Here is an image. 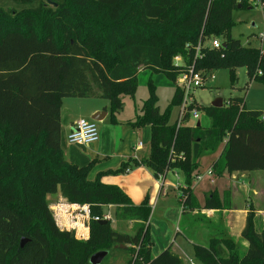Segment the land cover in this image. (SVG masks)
<instances>
[{"label":"trees","instance_id":"trees-1","mask_svg":"<svg viewBox=\"0 0 264 264\" xmlns=\"http://www.w3.org/2000/svg\"><path fill=\"white\" fill-rule=\"evenodd\" d=\"M95 4L94 19L82 12ZM264 0H0V264H90L99 251L124 255L123 264H185L172 245L151 255V208L134 205L117 186L91 180L93 162L78 166L61 148L63 99L100 98L109 102V121L119 124L123 97H135L140 71L161 74L172 83L194 69L203 74L244 67L250 82L264 85V51L232 36L233 12ZM16 7L7 10L5 4ZM241 6V8H238ZM220 38L219 49L205 45ZM202 45L196 56V47ZM205 45V46H203ZM182 63L173 64L175 57ZM140 114L127 123L149 127L150 154L142 161L156 178L184 175L179 187L183 215L200 208L192 187L200 176V159L221 147L212 164L215 177L234 172H264V113L249 110L245 99L221 108H200L209 128L190 122L188 109L179 127L173 110L182 104L176 87L164 112L152 78ZM197 107H199L197 105ZM107 110V108H105ZM123 164L121 173H127ZM69 204L89 205L92 216L114 207V218L135 222L133 233L91 221L89 238L78 240L61 230L49 196ZM231 192L204 195L203 209H231ZM28 240L20 248L21 240ZM240 251L232 238L212 236L207 246L193 245L197 264H264V230L248 214Z\"/></svg>","mask_w":264,"mask_h":264},{"label":"rangeland","instance_id":"rangeland-1","mask_svg":"<svg viewBox=\"0 0 264 264\" xmlns=\"http://www.w3.org/2000/svg\"><path fill=\"white\" fill-rule=\"evenodd\" d=\"M47 0H43L45 2ZM15 4L8 2L5 4L7 10L13 9ZM95 4L91 1H88L85 8L82 9V12L89 16L90 19H94L93 12H95ZM233 30L232 36L235 39L241 40V42L246 45L250 44L252 47H259V43L256 39V36L260 31L264 29V9L262 5L257 2H251V9H237L233 12ZM220 39V38H218ZM206 45L209 44V41L205 42ZM182 63L181 57H175L173 64L179 65ZM152 78L155 88L156 95L158 96V106L161 112H164L165 109L170 104L172 97L174 95L175 88L179 86L181 75H178L173 83L167 79L166 76L161 74H153L149 70L140 71L138 76V88L135 94V97H123L124 108L119 114H116V119L120 124L113 125L110 123L109 119L102 122H97L98 130L100 137L103 143L108 144L107 155L108 157L97 156V152L90 154L91 158L85 165L93 162V168L99 164L100 161H115L116 158L121 157L123 162H119L117 165H113L111 169L105 170L100 178V181L106 185H116L118 183L126 181L131 182L132 179H123L121 169L123 164L128 165V170L130 173L135 172V166L132 162L135 160L133 154H137L139 159H143L145 156H148L150 153V129L149 127H144L137 130H131L132 132H127L128 120H131L136 117L137 114H140L141 107L149 97L148 81ZM191 96L193 97L196 104L199 106L196 110H199L198 122H200L202 128H209L210 119L205 113H201L200 108L211 106L214 102L221 99L223 100V105L225 102H230L236 98L245 99L246 107L249 110L261 111L264 113V85L257 82H250L247 77V72L244 67H239L234 70V75L230 72L229 69H219L209 71L204 84L200 87L194 88L191 91ZM65 113H71L75 115V118L84 117L91 119L89 112L87 110L90 107V104L101 105V107H109V102L104 99L90 98V99H78V98H68L65 99ZM180 108H175L172 113L171 122L174 123L179 114ZM264 119V117H263ZM134 120V119H133ZM264 122V121H263ZM193 123V122H192ZM197 121L195 122V124ZM132 133V134H131ZM139 141L144 143L143 150L137 152L135 150V144ZM76 146V145H74ZM80 147V146H79ZM79 147H76V150L82 151ZM86 147V146H81ZM221 147L214 152H206L200 159V164L204 166V163L208 160H211V155L215 152H220ZM105 151V152H106ZM104 153V152H100ZM129 153H131L132 158L128 159ZM216 154V153H215ZM214 154V155H215ZM127 157V158H126ZM219 157V156H218ZM83 164H78L81 166ZM248 179L240 177H235V183L240 182L241 190L238 191V199L242 202L243 194L246 195L247 189L251 192V199L246 197V200L252 201L257 200L260 206H264V172H257L253 175H250ZM98 176L95 174L92 180H96ZM154 182L158 184L157 191L150 194L141 193L138 189L131 188L132 191L127 195L130 197L134 205H140L145 200L148 201V205L151 208L150 218L148 223L150 225V236L152 240L151 255L154 257L157 256L161 251L168 248L173 243V249L178 251V248L184 252V263L190 264L189 260H193V243L204 244L206 238V225L209 224V221L204 218H193L194 213L188 214L183 217V223L180 225V220L182 217V205L178 196V187L184 185V175L181 172H170L165 179V187L161 191L162 182L158 178L153 179ZM232 180V179H231ZM105 181V182H103ZM146 182L144 180H136L134 185H143ZM244 184V185H243ZM196 185L194 182L193 186ZM203 186H207L205 182L200 185V189ZM239 186V185H235ZM198 187V186H197ZM196 187L198 193L197 198L201 199V191ZM216 187L220 195H223L228 187V179H216ZM253 191L256 192L254 197ZM166 192V193H165ZM249 192V194H250ZM234 193V192H233ZM200 201V200H199ZM50 202V210L54 213L56 206L64 204V200H59V198L52 199ZM200 209V208H199ZM198 210V209H197ZM194 210L192 212L200 213V211ZM252 213V208L249 207ZM104 214H110L111 221L110 225L113 229L123 232V233H133L135 227L134 223L124 220H116L114 218V208L105 207L103 209ZM247 214V217H248ZM246 217V220H247ZM55 218V215H54ZM253 220L255 222V227L258 231L264 229V221L262 219L255 220L253 214ZM56 221V220H55ZM79 223V222H78ZM57 224V222H56ZM246 224V221H245ZM209 226V225H208ZM59 227V226H58ZM245 227V225H244ZM60 228V227H59ZM68 228L71 229L70 226ZM180 228V229H179ZM61 229V228H60ZM65 230V229H61ZM67 231V230H66ZM74 232V231H73ZM179 232V233H178ZM75 233V232H74ZM76 235V233H75ZM242 235V234H241ZM216 236V235H214ZM222 237L232 238L238 245L239 250L242 252L245 249V242L240 239H235L231 236L221 234ZM76 237V236H75ZM245 244V245H244ZM124 255L120 252L113 253L111 256H107L102 264H123ZM194 261V260H193ZM195 262V261H194ZM195 264H197L195 262Z\"/></svg>","mask_w":264,"mask_h":264},{"label":"crops","instance_id":"crops-1","mask_svg":"<svg viewBox=\"0 0 264 264\" xmlns=\"http://www.w3.org/2000/svg\"><path fill=\"white\" fill-rule=\"evenodd\" d=\"M97 99H100V98H97ZM65 105H66V102H65V99H63L62 105H61V148L63 150L65 158L68 161H70L76 165L83 164L81 166H86L85 164L88 162V160H90L89 159V157L91 158L90 154H93V152H97V154H96L97 156L104 155L105 157H108L107 151H106L108 149V144L103 143L102 142L103 138L101 139V137L97 143L92 144L90 146H86V147L74 146V145H71L68 143L67 136L69 135L73 126L75 125V123L79 119L84 118V117L75 118L74 114L73 115L71 113L66 114L65 108H64ZM105 108H107V107L105 106L102 108L101 105H96V104L91 105L90 104V107L87 110V112H89L88 114L91 118V116L94 115L96 112L106 111L107 117L104 120H107V119H109V111H108V109L105 110ZM128 121H130V120H128ZM131 130L132 129H128L127 132H132ZM139 142L142 143V146L140 148H137V145ZM139 142L135 144V150L137 152L143 150V148H144V143L142 141H139ZM76 147H79L82 151L79 152V150L75 149ZM100 152H104V153H100ZM215 153H213V155H211L212 156L211 160H208L207 162H205L204 166L201 165V169H200V173H199L201 176V179L196 180L195 181L196 185L192 187L193 196L196 198V200L198 201L199 206H200V209H198L197 211H200V213L189 212V213H186L185 215H183V212H182V217L180 220V225H181L183 223V217L187 216L188 214L194 213L193 218H197V219L204 218V219L209 221V224H207L206 228H205V230H206V232H205L206 233V236H205L206 240L204 241L205 243L204 244L196 243V245L207 246L208 242L212 236L221 235V234L231 236L235 239H239V238L241 239V234H242V231L244 229L247 214H248V212H251V210H249V207L252 208V213L254 214L255 220L262 219V221H264V206L263 207L260 206V204H258L257 200L250 201L251 192L248 189L246 191L247 194L246 195L243 194L244 198L242 199V202H240V200H237L239 197L238 191L241 190L242 188L240 186V182H237V184H236L235 180H233L235 177H239V176L240 177L242 176L243 178L248 179L249 177H251L250 175H253L254 173H257V172H250V173L249 172H234L232 174L225 173L222 177H215L214 175L210 176V175H208L207 172H208V170H210L212 168V164L214 163V161H216L218 159V156L220 155V152H215ZM133 156H135L134 159L138 160L139 162L142 161L143 159L149 157V155H148V156H145L143 159H139L137 157V154H133ZM129 158L130 159L132 158L131 153H129L128 159ZM120 159H121V157L116 158L115 161L114 160L113 161H105V162L100 161L99 164L91 172L89 178L92 180V178H93V176H95V174L98 176L99 174L105 173V170H109L112 168L113 165H117V164H119V162H123V160H125V159H122L120 161ZM135 169L136 170L134 173L127 172V173L122 174L123 179H132V181L126 182V181L122 180L121 182H123V183H118L117 187H119L126 195H127V193L130 194L132 192V191H130L131 188H132V190L138 189L141 193H147L148 192L149 194H150V192L153 193L154 191H157L158 184L156 182H154V180H153L154 178H156L154 176L153 172L147 166L143 165L142 163H140L137 166V168H135ZM222 178L228 179V187L226 190H230V192H231V197H230L231 209L221 210V211L220 210L203 209L202 206H203V202H204V195L211 192V191H214V190L218 191L217 187H216V179H222ZM159 179L160 178H158V182H159ZM165 179L164 180L160 179V181L162 182L160 192H162V190L165 187V185H164ZM136 180H144V182H146V183L143 185H134L136 183ZM103 182H105V181H103ZM203 182H205L207 184V186H203L200 189L199 187L201 184H203ZM235 185H239V186L237 187ZM179 187L182 188V187H184V185L183 186L180 185ZM196 187L199 188V190L201 191V199L197 198L198 193L196 191ZM179 192L180 191L178 190V195H179ZM249 192H250V194H249ZM253 193H254V197H255L256 192L253 191ZM219 195H220V193H219ZM222 196L220 195L221 198H222ZM246 197H249L250 199L246 200ZM56 198H59V200H64L60 194L49 196V200L56 199ZM108 208H112V206H109ZM54 215H55V220L57 222V225L59 226L60 221H61V217L56 216V214H54ZM88 238H89V231L85 233V239L87 240ZM194 244L195 243H193V245ZM245 244L244 245L247 246L246 242H245ZM171 245L173 246V243ZM172 250L184 261L185 255H184V252L181 250V248H178V251H175L172 247Z\"/></svg>","mask_w":264,"mask_h":264},{"label":"built area","instance_id":"built-area-1","mask_svg":"<svg viewBox=\"0 0 264 264\" xmlns=\"http://www.w3.org/2000/svg\"><path fill=\"white\" fill-rule=\"evenodd\" d=\"M258 41L259 49L261 52L264 51V29L258 33L256 36ZM221 40L218 38H212L209 40V46L211 49H219L221 46ZM206 45V44H205ZM203 45V46H205ZM202 45L196 47V56H201L200 50ZM178 88H180L183 92V100L182 104L179 107L180 111L177 118V127H179L184 119V115L186 114L188 109L189 111V120L193 122L192 124L195 126V122H198L199 110H196L197 104L191 96V91L194 88L200 87L204 84L203 74L200 72H195L194 69H189L187 72L181 74V79ZM202 113V112H201ZM100 140V134L97 126V122L87 118L79 119L69 135L67 136V141L71 145L76 146H90L92 144L97 143ZM142 143L139 142L137 148H140ZM208 175L212 176V170H208ZM201 176L197 177V180H200ZM62 201V200H61ZM61 206H67L66 211H61ZM59 208L60 215L57 212ZM54 213L56 216L61 217V221L59 227L61 229H65L67 231H74L76 233V239L78 240H86L85 233L88 232L90 222H102V221H111L110 214H104L102 217L100 216H92L91 209L89 205H78V204H69L66 200L64 204H60L55 207ZM79 222V223H78ZM68 226L71 227L68 228ZM190 264H195L193 260H189Z\"/></svg>","mask_w":264,"mask_h":264},{"label":"water","instance_id":"water-1","mask_svg":"<svg viewBox=\"0 0 264 264\" xmlns=\"http://www.w3.org/2000/svg\"><path fill=\"white\" fill-rule=\"evenodd\" d=\"M238 8H241V6H239ZM211 106L214 108H221L223 106V100L219 99L216 102H214ZM106 117H107L106 111L96 112L94 115L91 116V120L96 122H102ZM200 126H201L200 122H197L196 127H200ZM106 223H107L106 221L101 222V224H106ZM27 242L28 240L23 238L20 243V248H23ZM107 256H108L107 251H99L91 257L90 264H102V262Z\"/></svg>","mask_w":264,"mask_h":264},{"label":"bare ground","instance_id":"bare-ground-1","mask_svg":"<svg viewBox=\"0 0 264 264\" xmlns=\"http://www.w3.org/2000/svg\"><path fill=\"white\" fill-rule=\"evenodd\" d=\"M59 208H61V211H66V209L68 208L67 206H61V207H59ZM59 208L57 209V212L59 213V214H61L60 212H59Z\"/></svg>","mask_w":264,"mask_h":264}]
</instances>
